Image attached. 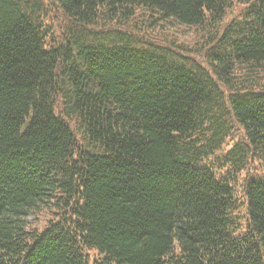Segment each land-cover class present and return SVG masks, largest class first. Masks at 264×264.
I'll list each match as a JSON object with an SVG mask.
<instances>
[{
  "label": "trees",
  "instance_id": "obj_1",
  "mask_svg": "<svg viewBox=\"0 0 264 264\" xmlns=\"http://www.w3.org/2000/svg\"><path fill=\"white\" fill-rule=\"evenodd\" d=\"M51 1L0 0V264H264V0Z\"/></svg>",
  "mask_w": 264,
  "mask_h": 264
},
{
  "label": "rangeland",
  "instance_id": "obj_2",
  "mask_svg": "<svg viewBox=\"0 0 264 264\" xmlns=\"http://www.w3.org/2000/svg\"><path fill=\"white\" fill-rule=\"evenodd\" d=\"M45 6L44 7V13L47 16V22L52 26L50 29L52 32L59 36V32L62 31V29L68 24L67 19L65 16L61 13V11L58 9V7L52 3L51 0H40ZM242 9V6H239L237 4H234L232 8L227 12L225 16V20H229L230 18H234V16H238L240 11ZM233 16V17H232ZM190 28L185 27H169L166 25V27H157L153 30L151 33L152 37H156L160 41L171 43L173 46H176L178 49L186 50L189 53L194 54L196 57V52L198 50L199 46V37L196 36V34L192 31ZM198 58V57H197ZM237 132V131H236ZM236 193L238 196H240V193L237 191Z\"/></svg>",
  "mask_w": 264,
  "mask_h": 264
},
{
  "label": "bare ground",
  "instance_id": "obj_3",
  "mask_svg": "<svg viewBox=\"0 0 264 264\" xmlns=\"http://www.w3.org/2000/svg\"><path fill=\"white\" fill-rule=\"evenodd\" d=\"M230 152V151H229ZM217 158V157H216ZM236 216V215H235ZM232 224V223H231Z\"/></svg>",
  "mask_w": 264,
  "mask_h": 264
}]
</instances>
